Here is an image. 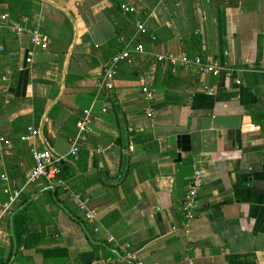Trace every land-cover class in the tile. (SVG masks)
<instances>
[{
    "label": "crops",
    "instance_id": "crops-1",
    "mask_svg": "<svg viewBox=\"0 0 264 264\" xmlns=\"http://www.w3.org/2000/svg\"><path fill=\"white\" fill-rule=\"evenodd\" d=\"M214 2L0 0V16H9L0 26V136L14 143L0 156V214L10 189L34 197L20 249L30 264H136L134 255L145 264H264V0ZM121 4L133 14L123 13L117 29ZM136 20L148 34L137 32ZM18 27L25 28L20 35ZM31 28L51 37L46 49L34 47ZM120 38L144 49L120 66L112 94H104L100 82L124 47ZM181 51L217 63L221 73L173 74L155 62L159 53ZM167 92L183 103L168 104ZM85 110L96 120L84 134L78 166L70 139ZM36 113L38 149L74 167L52 184L26 182L34 161L19 136ZM196 172L203 188L185 232L183 202ZM77 194L99 212L98 221H85ZM10 217L0 219L9 262L16 251Z\"/></svg>",
    "mask_w": 264,
    "mask_h": 264
},
{
    "label": "built area",
    "instance_id": "built-area-1",
    "mask_svg": "<svg viewBox=\"0 0 264 264\" xmlns=\"http://www.w3.org/2000/svg\"><path fill=\"white\" fill-rule=\"evenodd\" d=\"M121 10L124 14H133V10L127 4H121ZM8 15L4 14L0 16V26L8 19ZM135 26L137 32L140 34H148V29L144 22L141 20L135 21ZM25 28L18 27L16 29L17 35H20ZM31 36L32 44L36 49H46L52 39L48 34L41 32L38 28L27 29ZM157 36L155 34H150V40L152 42L156 41ZM119 43L123 44V49L116 51L108 61L107 65L104 68V74L100 82V88L102 90H113L114 89V80L118 73V70L122 64H129L134 59V52H141L144 49V44H133L132 41H124L120 38ZM35 51H30L27 57V62L31 65L35 64L34 60ZM155 62L157 64H165L168 66L169 70L174 74L180 70H189L193 69L198 71L203 75H212L218 76L221 73V67L213 61L205 59L203 56L190 55L185 52H179L178 54H173L171 52H162L155 56ZM229 75V73H228ZM237 83H240L237 80ZM209 92H213L214 88L209 86H204ZM96 120V117L89 110H85L83 116L78 120L76 124L77 132L70 139L71 149L70 157H76L80 151V145L84 139V134L86 133L89 126ZM38 134V129L34 126H29L27 132L24 133L20 140L22 142H27L29 144V151L34 161V168L27 176V183H36L39 180L43 179L47 183H54L56 178L57 167L56 164L64 159L61 156L54 155L50 150L44 149L39 150L35 144V138ZM14 148V143L3 136H0V156L9 154ZM203 188V183L201 181L200 172H196V177L192 182V185L187 191L184 205L183 220L181 222L185 232L190 230L189 223L195 219L194 208L197 205V200L200 194V191ZM22 188H13L9 190V195L7 201L4 203L2 212L0 214V219L2 216H10L21 204H22ZM77 204L79 210L84 212L85 221L87 222H96L99 220L100 214L96 210L88 209L87 202L80 195H76ZM173 231H179L180 227L178 225L173 226ZM99 228H95V232H98ZM132 259L136 261V264H145L142 260H139L135 255L132 256Z\"/></svg>",
    "mask_w": 264,
    "mask_h": 264
},
{
    "label": "trees",
    "instance_id": "trees-1",
    "mask_svg": "<svg viewBox=\"0 0 264 264\" xmlns=\"http://www.w3.org/2000/svg\"><path fill=\"white\" fill-rule=\"evenodd\" d=\"M211 3H215L214 0H210ZM120 7V11L119 14H117L115 16V20H114V23H115V26L116 28L118 29L119 26H120V22L122 21V19H124V16H122L123 12L121 10V5L119 6ZM17 14H14L13 12L10 14V17L14 18V19H18L16 17ZM119 38V37H118ZM117 38V39H118ZM199 39V36L198 35H194L192 36V40H198ZM119 50V48H118ZM117 50V51H118ZM172 74L171 72H169L167 78H171ZM104 92V94H112L113 90H102ZM166 101L168 102V104L170 105H178V104H182L183 103V100L180 98V97H173V95H171L169 92H167L166 94ZM114 110L118 113V115L121 114L120 112V108L115 105L114 106ZM40 117H41V113H36L35 114V119L33 121V126L35 128H38L37 125L39 124V120H40ZM19 121V120H18ZM21 122V119L20 121ZM29 127V126H28ZM24 133H22L19 137H21ZM71 161L73 162H76V164H78V166H80L81 162L80 160L76 157H70ZM70 160H66L65 158L62 159L60 162H58L56 164V167H57V171H56V178H55V182L60 180L61 178H63V173L65 172V174H69L71 173L73 170V164L72 162H69ZM94 183H97V181H93L91 183H86L85 186H84V189H87V188H90L92 185H94ZM47 194L50 195L52 194V191L51 190H48L47 191ZM56 196L58 198V200L61 202V203H64V200L59 197V193H58V190H56ZM22 202L25 203L28 199H29V196H23L22 197ZM27 212V209L25 208L24 210H22L21 212L17 213L15 216H14V233H15V237H16V251H15V255H14V260H13V264H30L31 263V260L23 255L21 253V246L23 244L22 242V239H21V236H22V233L23 232H27V226L24 225L25 223V220H24V214ZM117 219V218H116ZM77 220L82 224L84 225V227L86 228V230H88V228L86 227V224L80 219V217H77ZM105 224L107 225V222L105 220ZM88 233H90V231L88 230ZM95 249L96 250H102V252L108 256V257H111L113 254L108 251L103 245H100V244H96L95 245ZM5 251L4 249L0 248V264H8L9 263V260H10V257H11V254L8 255V256H5Z\"/></svg>",
    "mask_w": 264,
    "mask_h": 264
},
{
    "label": "water",
    "instance_id": "water-1",
    "mask_svg": "<svg viewBox=\"0 0 264 264\" xmlns=\"http://www.w3.org/2000/svg\"><path fill=\"white\" fill-rule=\"evenodd\" d=\"M49 189H52L54 190V187L53 186H50ZM34 197L31 198L30 200H28L27 202L23 203L22 205H20L12 214H11V217H10V221H11V226H12V230H13V237H14V242L16 244V240H15V233H14V216L21 212L22 210H24L32 201H33ZM72 216V214H71ZM88 236L91 238V236L89 235V233L87 232ZM92 240V239H91ZM13 262V257L11 259V261L9 262V264H12Z\"/></svg>",
    "mask_w": 264,
    "mask_h": 264
}]
</instances>
